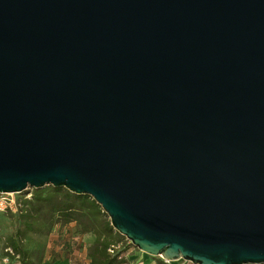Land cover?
I'll return each mask as SVG.
<instances>
[{
    "label": "water",
    "instance_id": "obj_1",
    "mask_svg": "<svg viewBox=\"0 0 264 264\" xmlns=\"http://www.w3.org/2000/svg\"><path fill=\"white\" fill-rule=\"evenodd\" d=\"M46 187L152 258L264 264V0H0V194Z\"/></svg>",
    "mask_w": 264,
    "mask_h": 264
},
{
    "label": "trees",
    "instance_id": "obj_2",
    "mask_svg": "<svg viewBox=\"0 0 264 264\" xmlns=\"http://www.w3.org/2000/svg\"><path fill=\"white\" fill-rule=\"evenodd\" d=\"M19 207L14 231L4 242L7 256L18 258L19 264H43L53 230L70 224L76 225L81 236L95 237L89 248L90 264L128 263L132 244L112 227L109 217L92 197L73 194L65 188L46 187L33 189L31 198H24ZM32 237L43 241L40 248L26 247L25 240ZM62 257L50 263L61 261Z\"/></svg>",
    "mask_w": 264,
    "mask_h": 264
},
{
    "label": "rangeland",
    "instance_id": "obj_3",
    "mask_svg": "<svg viewBox=\"0 0 264 264\" xmlns=\"http://www.w3.org/2000/svg\"><path fill=\"white\" fill-rule=\"evenodd\" d=\"M32 193L33 189H27L21 194H0V202H3V206H0V264H19L18 258L7 256L4 242L12 235L16 226L19 204L24 198H31ZM94 241L93 235L81 236L75 224L66 227L57 226L47 240L44 263L56 257L67 256L73 264H90L89 248ZM42 242L32 237L26 239L24 243L28 249H37L41 247ZM142 259L156 261L159 258H149L135 247L128 251L127 264L141 263Z\"/></svg>",
    "mask_w": 264,
    "mask_h": 264
},
{
    "label": "crops",
    "instance_id": "obj_4",
    "mask_svg": "<svg viewBox=\"0 0 264 264\" xmlns=\"http://www.w3.org/2000/svg\"><path fill=\"white\" fill-rule=\"evenodd\" d=\"M144 255H146V254H144ZM142 260L143 261H141V263H137V264H166L162 260H160V258L158 260H156V261L147 260V259H145V260L142 259ZM45 264H52V263L46 262ZM54 264H73V263L71 262L70 257H64L63 256L61 261H57ZM171 264H185V263H183L182 261H178V262H172Z\"/></svg>",
    "mask_w": 264,
    "mask_h": 264
},
{
    "label": "built area",
    "instance_id": "obj_5",
    "mask_svg": "<svg viewBox=\"0 0 264 264\" xmlns=\"http://www.w3.org/2000/svg\"><path fill=\"white\" fill-rule=\"evenodd\" d=\"M0 206H3V202H0ZM147 257H149L150 258V256H148V255H146ZM160 260H162L164 263H166V264H171L172 262H167V261H165L164 259H162V258H160ZM183 263H185V264H190V263H188V262H185V261H182Z\"/></svg>",
    "mask_w": 264,
    "mask_h": 264
}]
</instances>
